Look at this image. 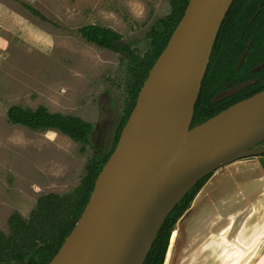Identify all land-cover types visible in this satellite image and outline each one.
Instances as JSON below:
<instances>
[{"label":"rangeland","instance_id":"374dc122","mask_svg":"<svg viewBox=\"0 0 264 264\" xmlns=\"http://www.w3.org/2000/svg\"><path fill=\"white\" fill-rule=\"evenodd\" d=\"M22 2L37 7L45 18L30 13ZM169 11L170 0H0L2 231L8 233V218L13 212L27 218L41 195L74 190L94 151L93 144L102 146L104 151L111 148L127 106L129 54L89 43L77 28L89 23L108 26L122 34V44H130L135 54L142 55L149 48L145 32ZM13 104L31 108L42 105L50 111L78 115L92 125L90 142H77L55 129L31 130L10 124L6 110ZM259 164L264 168V160L259 159ZM231 167L237 169L238 165ZM200 190L191 205L197 202ZM261 208V203L255 202L253 209H246L243 222H253L261 216L260 220L264 219V209L259 213ZM186 215L187 209L183 219ZM263 229L254 225L248 232L253 236ZM179 234L175 246L170 240L165 264H226L224 260L231 256L229 252L217 261L209 256L197 260L192 257L193 248L185 256L189 245L183 227ZM196 234L191 240L197 238ZM255 257L256 252H252L244 264H250ZM263 261L264 255L253 264H264Z\"/></svg>","mask_w":264,"mask_h":264},{"label":"water","instance_id":"95a60500","mask_svg":"<svg viewBox=\"0 0 264 264\" xmlns=\"http://www.w3.org/2000/svg\"><path fill=\"white\" fill-rule=\"evenodd\" d=\"M232 2L188 0L148 71L78 220L48 264H143L152 244L142 250L150 211L160 219L157 233L202 177L240 158L264 153V144L257 145L264 141V88L191 126L210 53ZM250 45L251 40L237 67ZM255 81L236 84L213 99L220 101ZM209 120L219 122V132L188 160H180L177 149L184 134Z\"/></svg>","mask_w":264,"mask_h":264},{"label":"trees","instance_id":"16d2710c","mask_svg":"<svg viewBox=\"0 0 264 264\" xmlns=\"http://www.w3.org/2000/svg\"><path fill=\"white\" fill-rule=\"evenodd\" d=\"M187 3L188 0H170L169 13L161 21L154 22L145 32L149 48L142 55L135 54L130 44H122V34L108 26L89 23L77 28V32L87 42L112 52L124 51L129 54L130 78L127 79L125 87L129 95L128 103L115 129L111 148L104 151L102 146L93 144L94 151L85 165L80 183L74 190L63 194L49 192L41 195L27 218L19 212H13L9 216L8 233L0 229V264H48L58 251L88 201L98 172L116 146L148 71L165 47ZM21 5L33 15L45 18L37 7L24 2ZM250 39L252 42L247 56L237 68V60L246 50ZM262 61L264 0H233L217 32L194 106L191 126L206 121L229 105L264 88V65L258 71L251 72ZM251 78H257V81L223 100L214 101V96L226 84L231 86ZM6 118L13 125L31 130L55 129L77 142H90L92 125L78 115L50 111L42 105L31 108L13 104L7 108ZM211 174L202 177L168 213L143 264H165L174 224Z\"/></svg>","mask_w":264,"mask_h":264},{"label":"crops","instance_id":"0c3cea01","mask_svg":"<svg viewBox=\"0 0 264 264\" xmlns=\"http://www.w3.org/2000/svg\"><path fill=\"white\" fill-rule=\"evenodd\" d=\"M257 156L240 158L216 169L201 186L195 200L197 202L190 204L186 217L183 219L182 214L183 220L180 217V222L174 227H183L187 233L189 248L185 256L193 248L192 257L195 256L197 260L209 256L217 261L231 252L229 259L224 260L226 264H244L251 253L256 252L255 259L250 263L253 264L264 255V229L254 232L253 236L251 232L254 225L264 227V219L260 220L263 216L253 222H243L247 213L245 210L253 209L255 202L262 205L259 213L264 209V168L259 164V159L264 160V155L259 159L255 158ZM231 165L241 168L236 169ZM248 225L253 226L250 232L246 228ZM179 228L173 233L172 246L178 242ZM193 233H197V238L191 240ZM239 238L245 241H239ZM244 248L246 251H241Z\"/></svg>","mask_w":264,"mask_h":264},{"label":"bare ground","instance_id":"6f19581e","mask_svg":"<svg viewBox=\"0 0 264 264\" xmlns=\"http://www.w3.org/2000/svg\"><path fill=\"white\" fill-rule=\"evenodd\" d=\"M220 129L218 121L209 120L203 124H200L188 132H186L180 141L177 149V156L180 160H188L190 156L196 152L200 144L208 143L213 136H215ZM153 211H150L147 220L144 225V231L142 233L143 243L142 250L146 251L150 246L156 230L160 224V219L153 218ZM223 223V222H222ZM222 225V224H220ZM174 233V231H173ZM173 234L171 237V244L173 241Z\"/></svg>","mask_w":264,"mask_h":264},{"label":"flooded vegetation","instance_id":"af4514ba","mask_svg":"<svg viewBox=\"0 0 264 264\" xmlns=\"http://www.w3.org/2000/svg\"><path fill=\"white\" fill-rule=\"evenodd\" d=\"M250 40H251V42H252V39H250ZM248 42H249V41H248ZM247 44H248V43H247ZM246 49H247V46H246ZM248 49H249V48H248ZM247 53H248V50H247ZM241 55H242V54H241ZM241 55H240V57H241ZM246 56H247V54H246ZM246 56H245V58H246ZM240 57H239V59H240ZM245 58H244V60H245ZM239 59L237 60V64H238ZM244 60H243V61H244ZM243 61H242V63H243ZM242 63H241V64H242ZM237 64H236V67H237ZM259 65H261V67H262V66L264 65V61H262V63L259 64ZM240 66H241V65H240ZM240 66H239V67H240ZM257 66H258V65H257ZM239 67H237V68H239ZM255 67H256V66H255ZM255 67H254V68H255ZM261 67H260V68H261ZM260 68H259V69H260ZM257 71H258V70H257ZM251 72H252V69H251ZM255 72H256V71H255ZM251 79H253V78H251ZM249 80H250V79H249ZM246 81H247V80H246ZM256 81H257V78H256ZM256 81H255V82H256ZM243 82H244V81H243ZM238 84H239V83H238ZM235 85H236V84H235ZM232 86H234V85L228 86V84H226L225 87H224V89H222V90L228 89V88H230V87H232ZM248 86H249V85H248ZM243 89H244V88H243ZM262 89H263V88H262ZM262 89H261V90H262ZM222 90H221V91H222ZM240 91H241V90H240ZM259 91H260V90H259ZM238 92H239V91H238ZM238 92H236V93H238ZM217 94H218V93H217ZM234 94H235V93H234ZM232 95H233V94H232ZM230 96H231V95H230ZM228 97H229V96H228ZM226 98H227V97H226ZM224 99H225V98H224ZM222 100H223V99H222ZM260 144H264V141H262L261 143H259V144H257V145H260ZM260 155H262V154H260Z\"/></svg>","mask_w":264,"mask_h":264}]
</instances>
